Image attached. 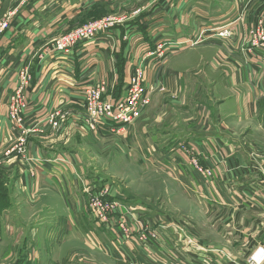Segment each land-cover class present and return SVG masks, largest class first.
I'll list each match as a JSON object with an SVG mask.
<instances>
[{
  "label": "rangeland",
  "instance_id": "rangeland-1",
  "mask_svg": "<svg viewBox=\"0 0 264 264\" xmlns=\"http://www.w3.org/2000/svg\"><path fill=\"white\" fill-rule=\"evenodd\" d=\"M33 1L0 0V29L3 24H8L0 36L10 29L20 9L32 4ZM163 1L117 0L112 4L94 7L69 27L61 26L59 35L40 49L39 53L42 52L40 56L53 53L56 41L65 35L81 31L97 22L106 24L103 27L111 29L110 34L119 31L120 41L127 43L129 38L125 39L122 32L135 31L137 27L135 24L144 12H152L150 9L160 5L166 7L167 3L172 9L181 0H165L164 3ZM223 1L231 3L232 0ZM240 5L243 9L239 11ZM259 6L261 7L258 9ZM230 8L227 7L229 10L226 13H234L232 16L234 19L239 18V22L246 18L247 14L254 18L247 35L244 40L242 39L243 43L241 44V40L236 48L240 49L242 55L248 42H251L252 34L264 30V0H241L238 7L235 3L234 10L231 11ZM155 29L156 27L152 30ZM225 29L230 30L231 35L221 37L220 33ZM231 29L230 26L222 27L211 33L203 32L200 36L197 34L196 38L190 39L194 44L189 42L169 46L159 43L165 44L168 49L161 60L159 66L161 68L150 80L146 79L147 73L142 70L144 100L140 103V115L128 127V132L117 134L104 128H101V131L93 130L86 108L87 101H84L83 119L77 118L79 114L72 110L63 114L55 112L50 116L51 131L37 133V139H34V130L26 126L28 130L24 137L18 138L7 152L0 155V213L13 212L10 217L2 216L0 219V264H14L15 261L17 264H24V258H30L35 264H142L143 261L132 260L126 256L131 255L130 251L118 253V261L110 262L107 256L95 252L96 250L91 247V244L99 243L96 233L105 226L92 219V196L100 191L102 194H109L106 198L108 203L119 202L127 206L131 215L136 218V222L131 225L132 242H122L123 245L137 243L143 246L139 241V232L142 228L151 227L158 235L151 244L158 241L159 233L165 229L175 231L185 229L192 238L207 242L213 238L217 243H225L219 228L224 229L232 225H228L224 213L221 215L210 213L214 208L206 204L209 196L216 190V181L224 179L227 173L224 164L226 163L224 157L227 156L223 149L226 147L225 142L209 137L205 138L202 145L194 143L195 140L191 143L190 140L187 142L182 140L194 137L197 133L202 138L215 130H221L236 134L237 139L248 146H254V150L259 144L254 136L247 135L249 123L246 124V128L235 124L238 107L233 103L234 92L225 84L230 65L234 63L244 66L247 62H243L236 53H232L234 48L229 42H233L234 34ZM164 34L175 35L177 38L181 35L172 27L165 28ZM210 34L214 36L217 34V37ZM189 38L187 36L174 41ZM165 39L171 38L165 36ZM144 47V43H137V50H141L139 52H144L142 50ZM177 48H180L176 50L177 55L167 56L172 53L170 50ZM164 66L181 74L179 78L175 75L167 76L169 72L165 73L166 77L172 79L170 86H174L173 88L167 87L169 85L166 83L163 84L161 71ZM27 71L32 81L31 69L27 67ZM176 82H179L180 86H175ZM101 83L106 84V95L112 98L113 91L109 82L102 80L96 85ZM126 91L127 88L125 94ZM10 120L14 122L11 116ZM256 127L251 129L255 136L263 132L259 133L260 129ZM183 131L186 133L178 137ZM143 132L151 134V142L140 139ZM39 142L45 143L47 146L45 149H52V152H63L64 157L59 164L68 170L57 174L60 190L41 191L37 195L42 196L37 200L25 201L17 192L15 184L19 182L21 174L25 173L30 179H36L37 172L32 169L10 171L7 165L14 166L15 162L21 160L32 163L34 160L30 150L34 149L33 146H38L43 152ZM188 142L189 146L183 144ZM163 149L173 151L161 153ZM219 154L224 156L221 158ZM250 157L264 170V147L259 151H251ZM217 158L220 162L216 161ZM64 162L71 163L72 167ZM225 180L226 178L223 182ZM224 211L225 208L220 212ZM86 212L90 216L89 220L83 217ZM109 230L116 231L119 228L115 226ZM109 243L117 248L122 245L111 237L110 240L107 239L106 244ZM255 251L249 254L245 264H251ZM20 259L23 260L20 262ZM261 264H264V261Z\"/></svg>",
  "mask_w": 264,
  "mask_h": 264
},
{
  "label": "crops",
  "instance_id": "crops-1",
  "mask_svg": "<svg viewBox=\"0 0 264 264\" xmlns=\"http://www.w3.org/2000/svg\"><path fill=\"white\" fill-rule=\"evenodd\" d=\"M116 1L34 0L32 4L20 9L10 29L0 36V155L7 152L20 138L18 129L10 120L9 103L12 94L21 87V73L27 71V67L31 69L32 81L24 91L28 103L24 118L26 126L34 130V139H37V133L51 131L50 116L55 112L63 114L72 110L79 114L77 118L83 119L85 95L91 85L105 80L109 82L113 91L112 98L117 101L122 100L126 85L135 69L142 66L147 73L146 79L150 80L161 68L159 67L161 60L164 59L165 51L168 49L165 44L179 46L193 43L190 39L196 38L197 34L200 36L203 32L211 33L215 29L230 26L234 34L233 42H229V45L234 48L232 53H236L243 62H248L244 66L231 64L225 84L234 92L233 103L238 107L235 124L246 128V124L249 123L247 135L254 136L253 138L259 144L254 150V146H248L237 139L236 134L221 130L202 135V138L197 133L194 137L182 140L185 142L190 140V143L195 140L194 143L198 145H202L208 137L225 142L226 147L223 149L227 156L224 157L227 168L224 176L226 180L223 182L224 178L216 181V190L206 201L208 206L214 208L210 213H218V215L224 213L226 222L232 225H226L224 229L219 228L225 243H217L213 238L210 242L192 238L185 229L177 231L165 229L167 231L163 230L159 233L156 243L149 246L137 243L126 246L123 245L122 242L125 241H121L116 231L103 228L96 233L99 243L91 244V247L96 250L95 252L104 257L107 256L110 262L118 261V253L130 251L131 255L126 256L132 260H141L142 264H245L250 253L264 247V170L250 157L251 151H259L264 147V52L257 51L254 54L242 52L241 55L240 49L236 50L238 43L247 35L254 18L247 14V17L239 22V18L234 19L232 16L234 13H226L229 10L227 7L230 6L232 11L235 3L238 7L241 0L230 1L233 4L225 3L223 0H181L172 9L167 6V3L166 7L160 5L150 9L152 12H144L135 24L137 26L135 31L122 32L125 34V39L129 38L127 43L120 41V32L116 31L111 34H102L89 43L77 46L69 53L53 52L40 56L42 54V52L39 53L40 49L59 35L61 26L69 27L76 20L87 15L94 7ZM48 3L50 5H47ZM239 7V11L243 9L242 5ZM154 27L156 29L152 30ZM169 27L181 33L179 38L164 34L165 28ZM198 30L200 31L197 33ZM211 35L217 37V34ZM165 36L171 39H165ZM187 36L190 38L174 41ZM138 42L145 44L142 50L147 53L137 50ZM159 43L165 44L159 45ZM176 50L180 48L170 50L172 53L167 56L177 55ZM164 69L161 71L163 84L166 83L169 85L167 87L173 88L174 86H170L172 79L166 77L165 73L169 72L167 76L175 75L179 78L181 74L174 70L170 71L166 66ZM175 86H180L179 82H176ZM252 127L260 129L259 133L263 132L255 136L254 131L251 130ZM184 133L186 132L183 131L178 137L183 136ZM142 134L140 137L142 141L151 142V134L145 132ZM191 135L190 133L189 136ZM189 142L183 144L189 146ZM39 144L43 147V152L38 146H33L34 149L30 150L34 160L32 163L21 160L15 162L14 166L7 165L10 171L32 169L37 172L36 179H30L25 173L21 174L19 182L15 184L17 192L25 198V201L37 200L39 196H42L37 195L41 191L53 192L59 189L57 174L68 170L67 167L59 164L63 160V152H52V149H45L47 147L45 143L39 142ZM172 151V149H163L161 153ZM218 156L222 158L224 155ZM216 161L220 162L219 158ZM64 163L72 167L71 163ZM224 208L225 211L220 212ZM12 214L13 212L10 211L0 213V219L2 216L10 217ZM83 217L90 219L87 212L83 214ZM110 237L122 245L117 248L109 243V246L106 243ZM11 253L12 249L9 251V254ZM22 260L20 259V262ZM13 263L17 264L16 261ZM24 264L35 263L31 262L30 258H24Z\"/></svg>",
  "mask_w": 264,
  "mask_h": 264
},
{
  "label": "built area",
  "instance_id": "built-area-1",
  "mask_svg": "<svg viewBox=\"0 0 264 264\" xmlns=\"http://www.w3.org/2000/svg\"><path fill=\"white\" fill-rule=\"evenodd\" d=\"M103 22H97L88 25L81 31L65 35L58 41L54 47L55 53H69L79 45L86 44L99 37L102 34L109 33L111 29L105 28ZM8 27V24H3L0 29L1 33ZM231 31L228 29L220 33L221 37H228ZM257 51L264 52V30L253 33L251 42L245 47V54H254ZM248 62V61H247ZM142 68H137L135 75L130 77L127 85V91L122 100L115 101L106 95V84H94L87 89L85 95L86 108L88 109V116L91 128L101 131L104 128L106 131L113 133L128 132V127L139 117L141 102L143 97V72ZM22 83L19 90H16L10 98L9 112L11 119L14 121L16 128L19 131V137L23 138L26 129L24 114L28 109V103L24 94L25 88L29 86L31 77L28 71L21 73ZM26 129L23 131V129ZM202 171V170H200ZM100 191L98 194L92 196V213L93 220L98 224L108 226L109 229L117 226L116 230L121 241L132 242L133 230L131 225L136 222V218L130 213V208L116 202L108 203L106 198L109 194ZM91 208V207H90ZM123 209V210H121ZM103 226L107 230V227ZM139 241L144 246H149L153 240L157 238L155 230L151 228H142L139 232ZM264 261V248H258L254 256L251 258V264H261Z\"/></svg>",
  "mask_w": 264,
  "mask_h": 264
}]
</instances>
